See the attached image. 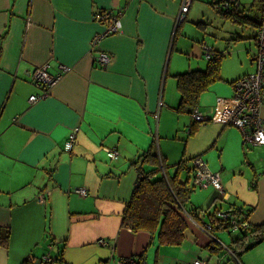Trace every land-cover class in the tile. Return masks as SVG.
I'll return each mask as SVG.
<instances>
[{
    "label": "crops",
    "instance_id": "0c3cea01",
    "mask_svg": "<svg viewBox=\"0 0 264 264\" xmlns=\"http://www.w3.org/2000/svg\"><path fill=\"white\" fill-rule=\"evenodd\" d=\"M206 2L188 0L185 17L179 19L184 0H0V233L9 231L7 245L0 246V264H40L46 254L57 264L147 260L155 244L152 234L122 226L139 168L152 169L140 162V155L154 152L162 164L159 172L168 175V162L173 175L182 160L193 167L192 159L204 153L212 134L214 163L208 168L218 173L225 194L212 185L199 187L213 190L193 195L192 207L236 214L247 229L260 230L247 235L244 244L261 240L240 252L238 244L230 247L226 231L207 232L208 220L200 215L199 222L188 224L178 258L168 262L264 264V146H256L262 148L261 163L242 159L243 134L227 124L225 115L238 77H221L210 84L211 94L199 99L196 108L207 120V132L193 137L203 135L196 154L185 153L195 133L192 120L189 126L185 115L178 121L179 95L174 106L164 89L173 66L187 63L188 69L201 70L205 52H219L203 41L202 33L208 4L216 11L221 0ZM109 10L119 27L104 37L99 16ZM236 12L244 15L241 9ZM254 33L249 39L255 50ZM228 49L220 53L229 55ZM98 53L109 55L104 69L92 62ZM249 57L254 70V51ZM43 67L50 76L60 75L44 89L31 80L33 71ZM183 72L173 74L174 79ZM31 96L40 98L31 103ZM260 117L264 129V104ZM182 127L187 132L181 133L180 155V145L173 152L165 143ZM104 148L116 151L117 158H107ZM80 189L85 196L77 193ZM98 240L106 246L99 247ZM166 249L160 248L156 264L166 262ZM190 253L196 257L181 258Z\"/></svg>",
    "mask_w": 264,
    "mask_h": 264
},
{
    "label": "trees",
    "instance_id": "16d2710c",
    "mask_svg": "<svg viewBox=\"0 0 264 264\" xmlns=\"http://www.w3.org/2000/svg\"><path fill=\"white\" fill-rule=\"evenodd\" d=\"M231 2H233L234 7L228 9L227 12L220 10L219 7L222 2H218L215 8L216 13L222 17L233 16L232 14L236 12L235 8L240 9V3L239 0H232ZM234 17L240 19L239 16L234 15ZM232 21L237 23L234 18H231ZM208 55L205 70H188L175 76V86L179 95L177 107L179 112L190 116L198 105L200 95L207 90L210 84L220 79V64L224 54L211 51ZM191 120L193 129L200 125L192 117ZM139 158L142 160L141 163L147 162L152 169L149 172H144L139 168L140 173H138L137 181L123 213L122 226L124 228H128L133 232L145 231L151 233L157 243V248L179 247L185 240L188 224L191 221L199 222V216L203 215L208 220L207 223L203 221L204 224L211 227L210 230L206 231H226L230 237V247L233 248L238 244L240 252L249 249L261 240L257 238L244 244L243 239L247 235L259 233V228L251 226L246 231H235L241 232V237L235 236L232 238L230 233L233 232L228 230L230 224L227 220L218 217L221 210L213 209L210 212L211 206L203 210L200 208L194 209L189 205L195 185L192 180L193 167L186 164L187 160H182L175 166L176 170L173 175H167L164 172H159L162 164L160 158H157V154L154 152L145 151ZM8 234L9 231L6 229L0 233V246L7 245ZM132 261L134 263L122 264H143L142 258H132Z\"/></svg>",
    "mask_w": 264,
    "mask_h": 264
},
{
    "label": "rangeland",
    "instance_id": "374dc122",
    "mask_svg": "<svg viewBox=\"0 0 264 264\" xmlns=\"http://www.w3.org/2000/svg\"><path fill=\"white\" fill-rule=\"evenodd\" d=\"M194 1V0H193ZM205 1V0H204ZM208 2L210 0H207ZM208 2H206L208 4ZM240 3V9L243 10L242 14H244L242 17H239L240 19H238L236 17L237 23L235 22H231V16L228 17H222L220 15H218L216 13L215 10H213V8L210 6V4H208V11L206 13L207 15V19L208 23L205 24L204 26V32L202 33V37H203V41H206V43L208 44V46L212 45L214 47V49L216 50L218 48V51L220 52V49L225 50L227 46H229V55L224 56V58L221 60V64H220V78L222 77V79H239L240 77H242L245 74H251L254 72L253 70V66L250 65L249 63V56L251 53H253L254 51V55H255V51H256V35H257V28L261 25L262 22V15H261V8H260V15L259 16V3H257V0H239ZM234 7V5L232 6V8ZM236 11L238 10L237 8H235ZM229 14V13H228ZM226 14V15H228ZM241 13L239 12H234L232 15L234 17V15L236 16H240ZM254 25H256V30H255V36H254V40H255V50H254V45H253V41H251L249 39L250 36L253 35L254 33ZM235 37H239L240 39H236ZM241 45L244 46V50L241 48ZM228 49V50H229ZM201 59L203 60V64L200 68H203L204 70L206 69L207 66V60L202 56ZM254 60V59H253ZM254 63H256V61L254 60ZM186 65V66H185ZM184 64H178L175 65V67L173 66L171 69V72L168 73L165 81H166V85L164 87L165 89V93L168 95L169 99H173L175 101V105H177L178 102V92L176 90V86H175V79L173 77V74H175L178 71H188V70H196L198 68H195V66H192V69H188L187 63ZM197 67V66H196ZM188 69V70H186ZM202 70V71H204ZM235 79V80H237ZM264 79V75L261 79V83L263 82ZM234 80V81H235ZM215 84V83H213ZM212 84V86H213ZM211 85L208 86L206 92H203L200 96V100H203V98L207 95V94H211ZM176 115L178 116V121L181 122L182 120H184V116H187L188 118V122H187V126H189L190 124V120H191V116L187 115L186 113L183 112H175ZM157 121V120H156ZM204 121L205 120L204 118ZM199 124H202L203 126H198L194 129V134L191 136L192 138L198 134L199 132H207V128L205 127V123H201L199 122ZM211 124V123H209ZM232 126V125H229ZM234 127V126H232ZM230 127V128H232ZM236 128V127H234ZM238 129V128H236ZM238 130L241 131V129L239 128ZM183 132H187V128H181L180 132H179V136H176L175 138H168L167 139V143H165V145H167V147L169 148V150L171 151H175L177 150L178 146L180 145V155L183 153V147H184V141L185 139L181 137V133ZM206 134V133H205ZM203 135H199L195 138L192 139V141L187 145H186V152L187 154L192 153V150H194V153H198L199 152V145L201 144L202 140L201 137ZM217 139V138H216ZM213 142V145H215L216 140ZM214 140V134H212V138L211 140L208 142L207 144V148L204 151V153H201L200 156L201 158H203L205 160V165L206 168L209 170V168L211 169L212 166V162L214 163V157H213V153L210 152V150L212 149L211 147V143ZM159 141H157L158 144ZM161 144L163 143V140H160ZM262 148L260 147H251V146H246V147H242L241 148V158L242 159H249V162L253 165H256L258 163H261V159L258 158L260 156ZM186 154V155H187ZM218 156V155H217ZM216 156V161L218 162V158ZM175 159H179V158H175ZM173 164H170L167 162V164L164 162V168L165 171L168 173V175H171L173 173L174 168L171 167ZM209 167V168H208ZM210 171V170H209ZM211 172V171H210ZM213 189L211 187H208L207 189H201L199 187H195L194 188V192L192 193L191 197L193 195H201L202 193H206V192H210ZM204 197H206V195H204ZM192 207V203L190 201V204ZM222 207H225L224 205H221ZM214 209V206L209 210L210 212H212ZM234 233V234H233ZM230 233L231 237L234 238L235 236H241V233ZM223 234L227 235L226 232H224ZM228 236V235H227ZM168 248L165 250L166 254L164 255L166 262H164V264H169V260L172 263V259L173 258H178L177 255H180V247H165ZM160 248H157V243L155 242V244L153 246H151V248H149L147 255L148 258L146 260L145 258V264H156V255L158 254ZM185 254V253H184ZM192 257L191 259L194 258V256L196 257V255L190 253L189 255H183L181 256L182 259H184L185 257ZM147 261V262H146ZM160 264V263H159Z\"/></svg>",
    "mask_w": 264,
    "mask_h": 264
},
{
    "label": "built area",
    "instance_id": "2783aa9c",
    "mask_svg": "<svg viewBox=\"0 0 264 264\" xmlns=\"http://www.w3.org/2000/svg\"><path fill=\"white\" fill-rule=\"evenodd\" d=\"M232 0H221L220 10L227 12L233 6ZM224 2V3H223ZM261 8L262 22L261 25L257 28L256 35V51L254 55L255 69L251 74L244 75L239 79L235 80L233 83V96L231 98L230 103L227 105L229 108V112H225L227 117V124L232 125L236 128H240L243 134V144L245 143L247 146L256 147V146H264V130L262 126V120L260 117V110L263 106L264 102V90H263V82L261 83V79L264 75V0H257ZM182 12L179 15V19H183L185 17V11L188 9V0H184L182 5ZM185 12V13H184ZM106 16L105 18H110ZM260 15V16H261ZM100 18V17H99ZM113 27V28H111ZM110 29L114 32L117 31L116 25L113 23ZM104 36V34H101ZM97 40L95 37L92 40V44ZM205 49V48H204ZM211 52V50H209ZM205 52L206 58L209 57L208 53ZM100 55L104 58L106 62L109 61V57L106 54L100 53ZM62 71L65 72L66 68L62 67ZM60 75L55 77L50 76L46 72V67L38 68L33 71L31 75L32 82L42 89L47 88L49 85L54 84ZM43 95L42 97H44ZM40 97L31 96L29 98V102H36ZM192 118L196 122H204V117L199 113H193ZM74 139V134H71L68 140L65 143L64 149L70 150L72 146V142ZM107 158L115 159L117 158V152L104 148ZM193 162V184L195 186L206 188L208 185H212L213 188L218 191L222 196H224L225 192L221 187L218 173H211L207 168L202 158H195L192 160ZM77 193L81 196L86 195V191L84 189L77 190ZM236 214L230 216L228 212L220 211L218 213V217L221 219L227 220L230 224V228L228 229L230 232L242 231L247 229V224L245 221H240ZM206 230H210L211 227L208 224H204ZM97 244L99 246H106V242L104 240H98ZM122 263H134L132 258L124 259L120 261L119 264ZM145 264L144 260L142 262ZM40 264H57L52 256L46 254L42 257ZM193 264H203L201 261L196 260Z\"/></svg>",
    "mask_w": 264,
    "mask_h": 264
},
{
    "label": "bare ground",
    "instance_id": "6f19581e",
    "mask_svg": "<svg viewBox=\"0 0 264 264\" xmlns=\"http://www.w3.org/2000/svg\"><path fill=\"white\" fill-rule=\"evenodd\" d=\"M182 8H183V7H181V12H182ZM187 10H188V9H186L185 12H187ZM185 12H184V13H185ZM108 13L110 14L111 17H110V18H109V17H108V18H105L106 16H109ZM99 17H100V16H99ZM114 17H116L114 11H113V10H109V11L106 12V13L104 12L103 17H100V18H99L100 21H101V23H102L103 25L106 26V27H105V30H104V37H107V36L113 34V32H114L112 29H110L111 25H108L107 22H112V24L114 23V24L116 25L117 28L119 27V24H118V22H117L116 20H114ZM103 54H106V53H103ZM106 55L109 57L108 54H106ZM205 59H206V58H205ZM109 61H110V58H109ZM109 61L106 62V61L104 60V58H103L99 53H98V55L94 56V58L92 59V62H93L94 64H96L97 67L102 68V69H104V68L106 67V65L109 63ZM68 69H69V68H68ZM31 80H32V79H31ZM193 113H198L197 108L194 109V111H193L192 114L190 115L191 117H192ZM263 130H264V129H263Z\"/></svg>",
    "mask_w": 264,
    "mask_h": 264
},
{
    "label": "water",
    "instance_id": "95a60500",
    "mask_svg": "<svg viewBox=\"0 0 264 264\" xmlns=\"http://www.w3.org/2000/svg\"><path fill=\"white\" fill-rule=\"evenodd\" d=\"M104 34V33H103ZM34 84V83H33ZM35 85V84H34ZM36 86V85H35ZM37 87V86H36ZM37 88H39V87H37ZM206 122V121H205ZM198 158H201L200 156L198 157ZM203 162H204V160H203ZM205 163V162H204ZM245 163V165L248 167V166H250V164H249V162H247V161H245L244 162ZM99 247H102V246H99Z\"/></svg>",
    "mask_w": 264,
    "mask_h": 264
}]
</instances>
